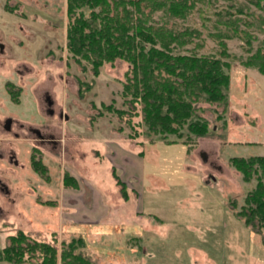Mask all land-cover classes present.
<instances>
[{"label": "rangeland", "instance_id": "obj_1", "mask_svg": "<svg viewBox=\"0 0 264 264\" xmlns=\"http://www.w3.org/2000/svg\"><path fill=\"white\" fill-rule=\"evenodd\" d=\"M211 2L212 19L217 8L246 5ZM155 20L200 31L176 52L218 54L210 22L202 24L197 11L184 19L157 13ZM66 23V0H0V179L8 188L0 190V248L22 230L58 252L62 241L81 237L82 253L95 264H264V230L235 214L255 179L243 180L229 161L264 155V75L246 63L264 50V26L252 28L249 47L226 40V105L198 102L194 116L207 120L208 132L195 136L184 126L178 137L150 133L140 106L123 102L127 61L105 62L94 77L67 55ZM6 82L19 88L18 101ZM112 101L123 116L100 109ZM64 173L76 187L63 183ZM132 236L140 241L129 243Z\"/></svg>", "mask_w": 264, "mask_h": 264}, {"label": "trees", "instance_id": "obj_2", "mask_svg": "<svg viewBox=\"0 0 264 264\" xmlns=\"http://www.w3.org/2000/svg\"><path fill=\"white\" fill-rule=\"evenodd\" d=\"M243 4H229L234 10L217 8L214 18L207 16L211 0H66V51L82 70L88 67L92 75H99L105 62L123 59L129 63L125 72L121 95L124 103L140 106L142 121L153 134H175L180 137L184 126L195 136L208 132L206 119L194 116L201 101L226 105L225 90L229 74L225 71L229 56L226 40L238 37L249 47L255 35L252 28L264 26V0H245ZM253 7V9L250 8ZM197 11L202 24L210 22V36L217 43V55L176 52L179 47L200 37L192 26L182 29L168 25L167 20H155V14L170 19H184ZM258 11V12H256ZM164 15V16H163ZM246 63L256 66L264 75V50L257 48ZM79 89L84 82L79 81ZM89 86L87 87V89ZM11 98L18 101L19 88L6 82ZM107 112L123 116L125 109L114 102L101 103ZM99 112V114H102ZM135 114V113H134ZM131 138L137 133L129 134ZM190 144L187 152L190 151ZM230 164L243 180L255 179L246 193L243 204L235 214L243 223L261 234L264 230V155L231 156ZM39 172L45 170L37 160L31 161ZM120 191L126 197L124 181L113 171ZM63 183L76 187V182L64 173ZM140 241L132 236L128 242ZM81 237L62 241L60 251L48 242L30 238L22 230L8 235L0 248V260L23 264H95L83 254Z\"/></svg>", "mask_w": 264, "mask_h": 264}, {"label": "flooded vegetation", "instance_id": "obj_3", "mask_svg": "<svg viewBox=\"0 0 264 264\" xmlns=\"http://www.w3.org/2000/svg\"><path fill=\"white\" fill-rule=\"evenodd\" d=\"M17 4H18V3L15 2L14 4L11 5V7H14L15 5L17 6ZM4 7H5V8H8V7H9V6H7V2H5ZM3 47H4V44H3L2 42H0V51L3 50ZM18 73H19V72H18ZM46 100H47V104L49 105V103H51V100H50L48 97H46ZM48 111H50V110H48ZM6 119H7V118H6ZM6 119L4 120V124H3V125H5V121H6ZM29 129H30L31 131H34L38 136L41 135L40 132H39V130H37V128H31V126H30ZM14 158H15L14 155L9 154L8 159H9L10 162L14 161ZM0 190H5V191L8 192V188H7L6 184H5V183L3 182V180H1V179H0Z\"/></svg>", "mask_w": 264, "mask_h": 264}, {"label": "water", "instance_id": "obj_4", "mask_svg": "<svg viewBox=\"0 0 264 264\" xmlns=\"http://www.w3.org/2000/svg\"><path fill=\"white\" fill-rule=\"evenodd\" d=\"M10 123H11V119L10 118H7L6 121H5L4 128L8 130L9 129V126H10Z\"/></svg>", "mask_w": 264, "mask_h": 264}]
</instances>
